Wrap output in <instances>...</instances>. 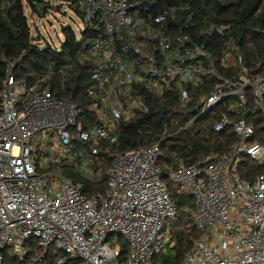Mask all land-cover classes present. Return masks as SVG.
Returning a JSON list of instances; mask_svg holds the SVG:
<instances>
[{
    "label": "built area",
    "instance_id": "2783aa9c",
    "mask_svg": "<svg viewBox=\"0 0 264 264\" xmlns=\"http://www.w3.org/2000/svg\"><path fill=\"white\" fill-rule=\"evenodd\" d=\"M157 1H77L78 59L92 66L87 94L94 122L87 129L73 99L56 97L45 86L51 65L31 82L17 79L14 63L8 65L0 88V264L3 251L11 248L21 256L29 240L46 253L52 246L61 251L59 264H156L176 221L171 189L195 199L192 221L202 233L183 264H264V173L253 183L240 173L245 156L264 162V135L256 141L248 122L250 101L264 119V73L244 65L234 42L220 59L212 55L193 39L189 21L172 32L168 20L179 7L147 14ZM207 34L223 35V29L211 27ZM209 80L217 86L201 100V115L232 100L236 116L231 120L223 113L214 127L216 132L232 127L239 136L227 155L200 166L180 164L167 174L169 186L158 167L159 144L115 151L98 169L106 170V193L91 197L61 174L65 166L81 177L93 176L102 147L118 143L117 123L147 110L137 83L162 100L174 82L198 87ZM181 99L189 101L187 90ZM75 140L87 150H77ZM114 235L121 239L109 244ZM120 241L127 255L116 246Z\"/></svg>",
    "mask_w": 264,
    "mask_h": 264
},
{
    "label": "trees",
    "instance_id": "16d2710c",
    "mask_svg": "<svg viewBox=\"0 0 264 264\" xmlns=\"http://www.w3.org/2000/svg\"><path fill=\"white\" fill-rule=\"evenodd\" d=\"M54 1L56 0H0V88L10 63H14L13 74L16 78L27 82L33 81L36 75L51 65L53 75L45 86L50 87L56 97L73 99L83 111L79 121L87 129L94 122L89 110L91 98L87 94L93 84L92 66L78 59L80 42L77 32L70 24L63 26L64 39L59 49L54 48L48 43L43 44L41 38L34 37L25 14L24 7L27 5L31 13L39 18H46L53 9L51 3ZM67 1L71 2L74 14L82 19L78 0ZM171 5L179 7V11L168 20V27L172 32H180L183 24L189 21L193 39L206 45L212 55L220 59L224 47L234 42L243 55L244 65L256 73H264V0H158L154 5H149L147 14L157 15ZM215 26L223 29V35L207 34V30ZM86 33L83 32V35L86 36ZM215 86V80H209L198 87L174 82L160 100L143 84L137 83L135 87L147 110L138 109L131 119L117 123L118 143L108 148L102 147V152L92 167L93 176L81 177L74 168L65 166L61 174L72 178L84 195L91 197L106 193V170L100 174L98 169L109 164L110 154L115 151L136 150L159 144L162 157L158 167L167 183L169 171L182 163L200 166L214 155H227L239 136L232 127L221 132H216L214 127L223 113L231 120L236 119L230 109L232 100L216 106L194 122L202 114L201 100ZM183 89L189 93L188 102L181 99ZM248 107V122L254 125L256 141H260L264 135L263 115L255 102L250 101ZM75 143L81 145L77 140ZM79 148L78 150H87L88 147L83 145ZM240 173L244 180L253 183L264 173V162L245 156ZM171 197L177 205L176 221L170 230V245L165 253L155 258L156 264H183L184 255L202 236L192 221V214L196 209L195 199L190 194H179L172 189ZM121 247L123 254L127 255V244L123 243ZM24 251L21 256L9 254L8 250L3 251L4 264H59V259L63 256L54 246L47 253L44 252L36 240H29Z\"/></svg>",
    "mask_w": 264,
    "mask_h": 264
},
{
    "label": "rangeland",
    "instance_id": "374dc122",
    "mask_svg": "<svg viewBox=\"0 0 264 264\" xmlns=\"http://www.w3.org/2000/svg\"><path fill=\"white\" fill-rule=\"evenodd\" d=\"M51 4L53 5V9L50 11L49 16H47L46 18H39L33 12L31 13V10L27 5L24 7V10L25 14L28 17L31 31L34 37L41 38L43 44L48 43L52 47L59 49L61 46V42L64 39V36L62 34V27L70 24L75 29V32H77V28L81 27L82 22L81 19L74 14L73 9L70 7L71 2H68L67 0H56ZM83 145L84 144L81 143V145L79 146ZM51 146L52 144L49 143L48 150L46 152L47 154L50 153ZM79 146L77 145V150L80 149ZM119 239L121 238L118 235H114L111 238L109 244H111L112 241L116 242ZM123 243L124 241L118 242L116 246L121 247ZM8 253L13 254L14 252L11 248H9Z\"/></svg>",
    "mask_w": 264,
    "mask_h": 264
},
{
    "label": "water",
    "instance_id": "95a60500",
    "mask_svg": "<svg viewBox=\"0 0 264 264\" xmlns=\"http://www.w3.org/2000/svg\"><path fill=\"white\" fill-rule=\"evenodd\" d=\"M203 115L199 116L194 122H197Z\"/></svg>",
    "mask_w": 264,
    "mask_h": 264
}]
</instances>
